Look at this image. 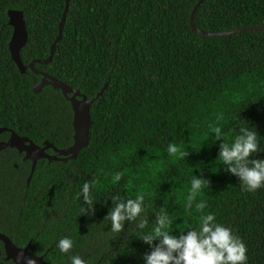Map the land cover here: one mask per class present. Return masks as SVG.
<instances>
[{
    "label": "trees",
    "instance_id": "16d2710c",
    "mask_svg": "<svg viewBox=\"0 0 264 264\" xmlns=\"http://www.w3.org/2000/svg\"><path fill=\"white\" fill-rule=\"evenodd\" d=\"M197 1L68 0L50 62L34 67L87 97L105 87L90 105L88 144L74 159H38L27 183L23 153L0 150V232L16 246L28 244L46 264H70L74 254L89 264H144L151 248L139 233L155 226L161 209L175 235L214 212L244 240L247 264H264V187L241 190L238 177L216 159L225 138L214 140L208 128L218 123L230 141L241 124L254 127L262 150L251 158H264V31L200 35L189 26ZM64 8L65 0H0V128L56 148L72 143L70 103L51 86L33 93L41 76L18 71L8 50L7 10L23 12L28 38L20 57L27 64L49 56ZM193 22L212 31L262 25L264 0H202ZM8 137L2 132L0 141ZM169 143L186 155H169ZM115 171L123 175L112 185ZM193 176L208 186L188 209ZM93 177L98 190L87 208L76 194ZM137 190L146 194V227L126 220L120 233H111L105 220L111 196L134 197ZM198 201L206 204L200 212ZM82 206L87 212L80 213ZM63 236L74 240L70 253L55 247ZM3 258L0 242V264H14Z\"/></svg>",
    "mask_w": 264,
    "mask_h": 264
},
{
    "label": "clouds",
    "instance_id": "9594fccd",
    "mask_svg": "<svg viewBox=\"0 0 264 264\" xmlns=\"http://www.w3.org/2000/svg\"><path fill=\"white\" fill-rule=\"evenodd\" d=\"M220 119L218 116L217 121ZM208 128L209 132L215 133L214 140H219L221 136L225 138L219 145L216 159L226 166L227 172L238 177L241 190L255 192L264 187V158H251L262 150V137L255 128L241 124L238 133L230 141L218 123H210ZM167 152L169 155L179 152L181 157L186 155L179 151L175 143L167 145ZM122 175L121 171H115L111 175L110 183L117 184ZM98 183L95 177L85 180L76 194L78 199L82 198L83 205L87 208L93 205ZM206 186L207 180L193 176L186 197V208H192L197 194ZM145 197L146 194L140 190L136 191L134 197L131 194L127 198L121 194L111 196L112 207L105 217L111 223V233H120L126 220H138L139 229L146 227L147 220L142 218L148 207ZM87 208L82 206L80 213L87 212ZM195 208L200 212L206 208V204L198 201ZM171 222L168 213L161 209L156 213L155 226L147 232L139 233L143 242L151 248L150 252L143 254L144 264H247V246L244 240L231 226L218 222L214 212H204L199 216L195 227H188L180 235L171 233ZM73 246L74 240L70 236H63L55 242L60 253H70ZM25 259L26 264H34L31 257ZM68 259L70 264H89V260L79 254L70 255Z\"/></svg>",
    "mask_w": 264,
    "mask_h": 264
},
{
    "label": "water",
    "instance_id": "95a60500",
    "mask_svg": "<svg viewBox=\"0 0 264 264\" xmlns=\"http://www.w3.org/2000/svg\"><path fill=\"white\" fill-rule=\"evenodd\" d=\"M202 0H198L191 10L189 16V26L192 31L207 36H224L230 35L242 31H264V24L262 25H250L245 27H238L230 30H201L197 28L193 22V14L196 7L201 3ZM68 6V0H65V8L61 16V20L58 25V33L53 42L51 43L49 56L45 59L31 60L27 64H24L20 57V50L24 47L27 42L28 34L26 30L25 20L23 18V12L17 9L7 10L8 25L12 27V33L8 42V50L11 60L16 65L18 71L22 74L27 69L35 74L41 76L40 80L32 85L33 93L40 92L45 86H51L53 89L61 92L62 96L67 99L70 103L72 110V143L65 148H56L48 140H44L41 145L35 144L32 140L25 136H20L13 130L1 127L0 134L2 132H9V137L5 141H0V150L10 147L15 148L19 153H24L23 160H30V173L27 177V183L32 175L35 163L38 159H46L51 161H68L74 159L80 149L88 144L89 140V127L91 125V113L90 105L94 102L98 96L102 94L105 87L101 88L96 94L91 97H87L80 93L77 89H74L64 81L49 75L47 72L39 71L35 69L34 64H47L52 58V54L56 43L61 37V31L65 19V14ZM52 149V153H47V149ZM0 242L3 246L4 260H11L14 264H26V259L31 257L34 264H46L43 255L37 256L29 251L28 244L25 247L16 246L11 239L5 234L0 232ZM22 252V255L20 253Z\"/></svg>",
    "mask_w": 264,
    "mask_h": 264
},
{
    "label": "flooded vegetation",
    "instance_id": "af4514ba",
    "mask_svg": "<svg viewBox=\"0 0 264 264\" xmlns=\"http://www.w3.org/2000/svg\"><path fill=\"white\" fill-rule=\"evenodd\" d=\"M37 145H38V144H37ZM40 145H41V144H40ZM48 150H50L51 153L53 152V150L50 148V149H47V150H46L47 153H49ZM18 153H19V152H18ZM19 154H22V153H19ZM49 154H50V153H49ZM23 156H24V153H23L22 158H21L22 160H23ZM26 160H28V159H26ZM28 161L30 162V166H31V161H30V160H28ZM14 166L17 167L16 164H15Z\"/></svg>",
    "mask_w": 264,
    "mask_h": 264
}]
</instances>
